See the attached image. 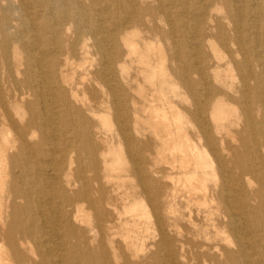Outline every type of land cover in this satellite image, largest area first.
I'll return each instance as SVG.
<instances>
[{"label":"bare ground","instance_id":"bare-ground-1","mask_svg":"<svg viewBox=\"0 0 264 264\" xmlns=\"http://www.w3.org/2000/svg\"><path fill=\"white\" fill-rule=\"evenodd\" d=\"M0 264H264V0H0Z\"/></svg>","mask_w":264,"mask_h":264},{"label":"rangeland","instance_id":"rangeland-1","mask_svg":"<svg viewBox=\"0 0 264 264\" xmlns=\"http://www.w3.org/2000/svg\"><path fill=\"white\" fill-rule=\"evenodd\" d=\"M140 31H141V32H144L143 29H140ZM187 106H188V105H187ZM232 148H235V145H232ZM181 209L184 210V207H180V208H179V211H180Z\"/></svg>","mask_w":264,"mask_h":264}]
</instances>
